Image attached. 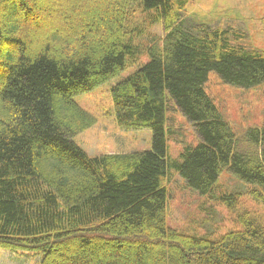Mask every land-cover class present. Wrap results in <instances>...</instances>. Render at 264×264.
Instances as JSON below:
<instances>
[{"label":"trees","instance_id":"obj_1","mask_svg":"<svg viewBox=\"0 0 264 264\" xmlns=\"http://www.w3.org/2000/svg\"><path fill=\"white\" fill-rule=\"evenodd\" d=\"M188 0H0V247L43 252L41 264H264V222L245 211L219 237L167 225L169 173L200 195L229 171L264 201V125L239 138L206 90L264 83V52L231 27L196 22ZM139 5L162 16L150 60L112 85L124 129L153 131L152 148L92 157L74 138L96 118L74 98L115 79L142 50L128 40ZM188 15L189 17H187ZM170 103L199 142L171 157Z\"/></svg>","mask_w":264,"mask_h":264},{"label":"rangeland","instance_id":"obj_2","mask_svg":"<svg viewBox=\"0 0 264 264\" xmlns=\"http://www.w3.org/2000/svg\"><path fill=\"white\" fill-rule=\"evenodd\" d=\"M186 15L196 22L218 27H231L234 42L264 52V0H188ZM128 40L139 46L141 56L136 63H127L115 79L94 90L80 94L74 100L89 111L96 123L78 134L74 141L90 156L131 153L152 148L153 131L149 128H122L112 99L111 87L124 80L150 60L148 48L164 36L162 16L155 9L139 5L127 23ZM206 90L219 106L225 119L242 139L252 126L264 125V83L242 88L225 83L215 72L209 74ZM169 126L173 133L168 138L170 156L178 157L187 144L199 142L189 120L170 103ZM168 188L167 225L193 235L210 234L219 237L237 229L239 214L245 211L264 222V201L249 194L250 187L237 179L228 168L223 169L216 184L217 194L239 192L236 208H230L216 198L203 196L190 189L176 172L165 181ZM43 252L11 250L0 247V264H41Z\"/></svg>","mask_w":264,"mask_h":264}]
</instances>
